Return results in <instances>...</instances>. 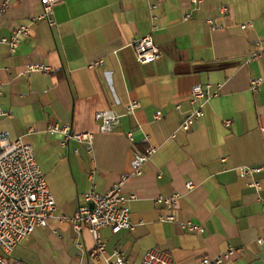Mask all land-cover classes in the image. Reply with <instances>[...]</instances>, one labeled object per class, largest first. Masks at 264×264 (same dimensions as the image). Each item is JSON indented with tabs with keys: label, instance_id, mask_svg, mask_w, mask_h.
I'll use <instances>...</instances> for the list:
<instances>
[{
	"label": "crops",
	"instance_id": "obj_1",
	"mask_svg": "<svg viewBox=\"0 0 264 264\" xmlns=\"http://www.w3.org/2000/svg\"><path fill=\"white\" fill-rule=\"evenodd\" d=\"M42 13L41 0H11L0 17V40L29 25L15 51L0 43L9 113L0 137L33 145L57 203L48 225L8 264H109L93 255L87 225L77 230L70 217L92 181L107 192L123 175V191L137 195L134 227L101 230L107 254L125 256L121 264H141L154 247L175 264H201L230 247L236 250L222 264H264V168L252 176L260 188L239 171L264 167V0H62L54 26ZM148 34L161 54L141 63L131 44ZM254 79H262L256 90ZM197 84L218 94L203 100V117L186 130L181 122ZM132 100L141 105L129 113ZM105 109L121 115L109 133L99 132L95 117ZM54 125L94 132L93 148L52 132ZM149 145L156 150L138 175L132 160ZM176 194V220H163L159 199ZM188 220L202 231L184 228Z\"/></svg>",
	"mask_w": 264,
	"mask_h": 264
},
{
	"label": "built area",
	"instance_id": "obj_2",
	"mask_svg": "<svg viewBox=\"0 0 264 264\" xmlns=\"http://www.w3.org/2000/svg\"><path fill=\"white\" fill-rule=\"evenodd\" d=\"M62 0H41L43 13L40 16L52 26L56 25L54 19V7ZM11 0H2L0 6V17L6 11ZM188 15L186 18H188ZM29 33V25L24 24L16 28L9 37H4L0 43H7L15 51L21 41V37ZM131 46L134 49L136 58L141 63H150L160 57L161 51L156 45L153 35L148 34L135 39ZM259 57V53H253L251 59ZM103 63L99 59L92 63L98 66ZM42 68V66H40ZM48 68V67H46ZM262 79L252 81L253 89H257ZM218 94L212 90L210 84H197L191 90V103L193 109L188 112L181 122L183 129H190L196 120L204 115L202 108L203 100L209 99ZM3 82L0 78V120L9 115L2 107ZM138 100L128 103L129 113L135 112L140 107ZM180 108V105L178 106ZM162 116L161 111L155 114V118ZM99 122V132L109 133L120 123L121 115L114 110L105 109L95 113ZM52 132L61 131L66 134L67 139L74 137L80 142L86 143L89 149L93 148L94 132L72 133L70 127L54 125L50 127ZM129 138L133 140L130 134ZM149 140V135H145ZM156 148L149 145L146 151L137 153L132 160V166L136 174L143 173L144 164L154 154ZM264 167L240 166L241 176L250 178V184L260 188L261 183L252 178L253 173L262 170ZM126 176L116 182L107 192H100L92 181L91 187L83 194L82 200L75 214L70 217L74 227L82 230L87 225L95 239L93 255L96 258L104 257L109 264H121L125 256L119 250H115L112 256L107 254L106 241L101 235V230L110 228L113 233L123 229L131 230L134 225L131 221L130 202L136 198V194L127 195L123 191V184ZM188 188L193 186L192 182L187 184ZM180 195L159 199L166 205L165 214L162 219L167 221L176 220L175 210ZM57 203L55 196L43 172L32 144L22 139L10 142L6 137H0V264H8L7 257L15 248L32 238L34 231L40 227H46L49 219L53 216ZM184 228L191 231H202V225L196 220L181 222ZM236 249L230 247L216 257H205L201 264H222L228 260ZM12 264H27L24 261H14ZM141 264H175L170 252L159 247L150 249L144 256Z\"/></svg>",
	"mask_w": 264,
	"mask_h": 264
}]
</instances>
